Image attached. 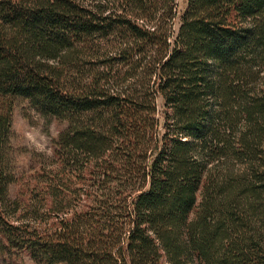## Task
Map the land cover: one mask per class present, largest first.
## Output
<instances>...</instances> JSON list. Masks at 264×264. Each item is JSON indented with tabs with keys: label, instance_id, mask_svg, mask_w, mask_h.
<instances>
[{
	"label": "trees",
	"instance_id": "16d2710c",
	"mask_svg": "<svg viewBox=\"0 0 264 264\" xmlns=\"http://www.w3.org/2000/svg\"><path fill=\"white\" fill-rule=\"evenodd\" d=\"M16 99L64 127L8 199ZM0 250L264 264V0H0Z\"/></svg>",
	"mask_w": 264,
	"mask_h": 264
},
{
	"label": "rangeland",
	"instance_id": "374dc122",
	"mask_svg": "<svg viewBox=\"0 0 264 264\" xmlns=\"http://www.w3.org/2000/svg\"><path fill=\"white\" fill-rule=\"evenodd\" d=\"M177 1L181 8L183 0ZM63 127V122L42 117L26 100L14 101L8 135V163L16 181L9 187L8 199L14 198L19 183H33L34 169L48 164L52 157L51 141ZM1 252L0 264H35L25 254L10 259Z\"/></svg>",
	"mask_w": 264,
	"mask_h": 264
}]
</instances>
